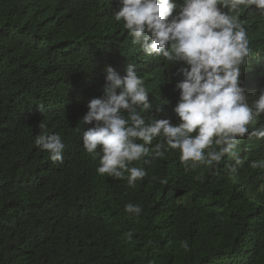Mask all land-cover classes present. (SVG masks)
Listing matches in <instances>:
<instances>
[{
    "label": "trees",
    "instance_id": "trees-1",
    "mask_svg": "<svg viewBox=\"0 0 264 264\" xmlns=\"http://www.w3.org/2000/svg\"><path fill=\"white\" fill-rule=\"evenodd\" d=\"M113 14L92 0H0V264H264V169L250 167L264 140L212 167L190 169L176 151L134 162L147 173L135 187L97 174L100 156L85 151L74 110L103 93L106 65L122 74L129 63L131 37ZM253 16L261 55L245 76L264 82V15L240 13ZM47 25L55 42L37 43ZM32 77L42 78L33 97L22 89ZM52 128L64 133L63 163L34 142Z\"/></svg>",
    "mask_w": 264,
    "mask_h": 264
},
{
    "label": "clouds",
    "instance_id": "clouds-1",
    "mask_svg": "<svg viewBox=\"0 0 264 264\" xmlns=\"http://www.w3.org/2000/svg\"><path fill=\"white\" fill-rule=\"evenodd\" d=\"M92 1L114 13L131 37L124 72L106 65L103 93L90 91L84 106L74 110V128L83 132L85 151L100 156L98 175L135 187L147 173L134 162H152L165 154L174 160L176 151L190 169L212 167L225 156L236 157L240 143L248 152L251 138L264 140V82L245 76L251 73L248 63L261 55L254 47L257 30L254 16L240 19L243 9L264 15V0ZM52 27L45 26L37 43L55 42ZM174 63L181 67L175 72ZM40 81L28 78L22 89L33 97ZM82 93L78 90L77 97ZM148 110L155 116L146 121ZM38 121L44 129V121ZM63 135L45 129L34 142L50 161L63 163ZM259 151V160L250 164L253 169H264V142ZM125 211L139 217L143 208L127 203ZM125 236L131 240L133 230ZM180 246L189 250L187 241Z\"/></svg>",
    "mask_w": 264,
    "mask_h": 264
}]
</instances>
